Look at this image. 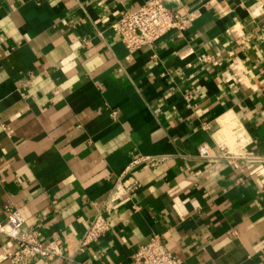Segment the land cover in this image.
<instances>
[{"label":"crops","instance_id":"0c3cea01","mask_svg":"<svg viewBox=\"0 0 264 264\" xmlns=\"http://www.w3.org/2000/svg\"><path fill=\"white\" fill-rule=\"evenodd\" d=\"M146 1L0 0V221L61 241L31 264H132L152 234L181 264H264V179L197 155L232 119L264 156V0H181L186 29L130 53L109 24ZM142 156L162 159L126 171ZM97 213L110 229L80 250ZM16 248L0 234V264Z\"/></svg>","mask_w":264,"mask_h":264},{"label":"built area","instance_id":"2783aa9c","mask_svg":"<svg viewBox=\"0 0 264 264\" xmlns=\"http://www.w3.org/2000/svg\"><path fill=\"white\" fill-rule=\"evenodd\" d=\"M192 11L181 0H147L135 9H125L120 12L119 18L109 24V27L119 37L123 46L130 53L143 47H152L154 43L170 31L181 32L186 29ZM237 44L245 42L246 37L236 33L234 28L227 30ZM212 60L206 55L205 62ZM217 123V134L221 123ZM222 135L213 139V146L200 145L197 150L199 158L205 161H224L234 164L239 161L248 163V174L258 179H264V156L249 150L246 131L240 123L228 119L224 122ZM204 128L212 129L209 123ZM162 156H142L134 158L126 171L133 166L148 162L156 165ZM117 189L120 195H129L139 188L138 182L132 175L119 180ZM4 220L0 221V234L17 244V248L7 254L10 264H31L35 258L53 260L63 257L62 243L58 239H50L47 243L38 240V234L32 228L26 227L19 212L12 206L4 210ZM110 229V224L103 213L95 214L86 224L79 240V249L95 243ZM264 257V248L260 251ZM132 264H181L180 258L170 252L159 234H152L149 241L137 248L131 255Z\"/></svg>","mask_w":264,"mask_h":264}]
</instances>
